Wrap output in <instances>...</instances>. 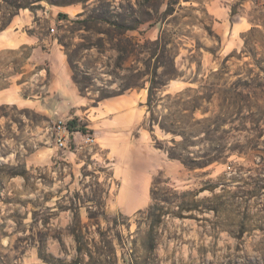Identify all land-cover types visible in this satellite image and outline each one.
Returning a JSON list of instances; mask_svg holds the SVG:
<instances>
[{
	"label": "rangeland",
	"instance_id": "1",
	"mask_svg": "<svg viewBox=\"0 0 264 264\" xmlns=\"http://www.w3.org/2000/svg\"><path fill=\"white\" fill-rule=\"evenodd\" d=\"M21 15L82 92L152 85L155 146L215 162L178 161L187 183L156 178L147 209L110 215L102 188L66 191L60 155L28 169L24 125L42 117L1 107L0 264H264V0H0V32ZM20 52L14 63L30 47Z\"/></svg>",
	"mask_w": 264,
	"mask_h": 264
},
{
	"label": "crops",
	"instance_id": "2",
	"mask_svg": "<svg viewBox=\"0 0 264 264\" xmlns=\"http://www.w3.org/2000/svg\"><path fill=\"white\" fill-rule=\"evenodd\" d=\"M30 20L21 15L0 32V108L14 107L42 117L39 123L26 120L24 125L30 146L27 168L51 166L60 155L74 178L66 181V191L74 186L82 193L94 192L98 186L102 188L104 212L127 217L150 206L156 178L173 187L187 183L186 169L155 146L157 131L146 128V88L102 98L82 92L72 80L60 47L51 43L42 50L38 39L22 31ZM26 46L30 54L14 63L11 58L20 57ZM6 120H0L1 127ZM59 120H74L85 130L68 128L65 150L55 146L50 133ZM10 126L18 130V124ZM87 133L94 135V144L79 148Z\"/></svg>",
	"mask_w": 264,
	"mask_h": 264
},
{
	"label": "trees",
	"instance_id": "3",
	"mask_svg": "<svg viewBox=\"0 0 264 264\" xmlns=\"http://www.w3.org/2000/svg\"><path fill=\"white\" fill-rule=\"evenodd\" d=\"M58 17H60V18L64 17L65 18V16L60 15V14L58 15ZM154 89L155 88L152 85H150L149 88H148V96H147V103H146L148 108L151 106V103L153 101L152 98H153ZM66 124H67V127L70 128L71 130L81 131V132L85 133L84 128L79 127L78 124L74 120H71V121L67 122ZM159 127H160L161 130L169 132V130L167 129V127L165 125L159 124ZM157 148L161 149L160 147H157ZM168 157L170 159L179 161L185 168H187L189 170H194V169H197V168L198 169L204 168V167L212 164L213 162H215V160L210 159V160H206L205 162L196 163V161L193 162V161H190V160H187V159H183L180 155H173V154L172 155H168ZM24 174L25 173H14L12 176L20 175V176L25 177ZM215 188L216 187H211L208 190L213 193ZM204 190H206V189L202 187L199 190L194 191V194L197 195L198 193H200V192H202Z\"/></svg>",
	"mask_w": 264,
	"mask_h": 264
},
{
	"label": "built area",
	"instance_id": "4",
	"mask_svg": "<svg viewBox=\"0 0 264 264\" xmlns=\"http://www.w3.org/2000/svg\"><path fill=\"white\" fill-rule=\"evenodd\" d=\"M51 31L53 30L51 29ZM50 133L52 135L54 144L58 149L65 150L68 147L69 129L65 122H62L60 120L57 121L50 129ZM94 140V135L87 133L81 139V142L78 147L82 148L85 146H91L94 144Z\"/></svg>",
	"mask_w": 264,
	"mask_h": 264
}]
</instances>
